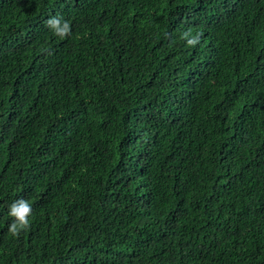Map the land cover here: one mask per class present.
Listing matches in <instances>:
<instances>
[{"label":"trees","instance_id":"16d2710c","mask_svg":"<svg viewBox=\"0 0 264 264\" xmlns=\"http://www.w3.org/2000/svg\"><path fill=\"white\" fill-rule=\"evenodd\" d=\"M0 264H264V0H0Z\"/></svg>","mask_w":264,"mask_h":264},{"label":"clouds","instance_id":"9594fccd","mask_svg":"<svg viewBox=\"0 0 264 264\" xmlns=\"http://www.w3.org/2000/svg\"><path fill=\"white\" fill-rule=\"evenodd\" d=\"M46 27L52 33L61 38H67L71 35V23L57 14L50 17L46 22ZM182 39L187 41L188 46H195L199 43V34L193 36L191 32H185ZM8 215L12 218V223L8 226V232L12 236H19L22 231H25L30 226V217L32 215V205L25 199L15 201L9 207Z\"/></svg>","mask_w":264,"mask_h":264}]
</instances>
